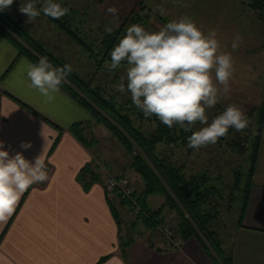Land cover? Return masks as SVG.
<instances>
[{
  "label": "crops",
  "instance_id": "0c3cea01",
  "mask_svg": "<svg viewBox=\"0 0 264 264\" xmlns=\"http://www.w3.org/2000/svg\"><path fill=\"white\" fill-rule=\"evenodd\" d=\"M249 11L247 0L201 4L202 31L215 30L220 45L226 46L223 51L239 66L249 52L264 46V26L258 30L259 18L253 10L252 20ZM237 34L243 46L233 50L228 46ZM19 55L16 44L0 31V141L10 154L23 151L28 160L43 154L48 179L32 185L13 215L0 221V264H214L197 237L183 240L182 249H171L160 239H132L112 194L107 199L105 185L85 189L78 176L94 155L70 127L88 118V112L61 86L52 99L31 88L25 65L33 61ZM21 142L32 146L22 150ZM122 242L129 244L127 253ZM230 250L233 264H264V129L254 185Z\"/></svg>",
  "mask_w": 264,
  "mask_h": 264
},
{
  "label": "trees",
  "instance_id": "16d2710c",
  "mask_svg": "<svg viewBox=\"0 0 264 264\" xmlns=\"http://www.w3.org/2000/svg\"><path fill=\"white\" fill-rule=\"evenodd\" d=\"M139 5L142 10L131 19L130 22L133 24H142L151 16V13H148L152 11L151 9L141 2ZM248 6L257 12L258 18L264 22V0H248ZM158 17L164 23L169 22L165 17L160 15ZM71 21V18L65 15L56 20V23L79 45L88 50L89 56L95 60L97 71L92 77H84L72 70L61 87L82 106L90 110L97 121L105 123L132 156L131 167L140 174L144 182L143 187L136 190L133 196L140 204L142 210L140 214L145 225L154 228L159 223H164L165 209H173L178 216L177 226L180 238L187 240L193 236L197 237L209 256L212 258L217 256L218 264H233L232 251H226L225 241L222 235H219L217 227L222 205L219 199L224 198L222 183L212 182L206 172L188 175L187 165L177 164L172 159L174 152H170L171 147L187 148L188 137L192 131L199 129L194 126L192 131H184L178 125L168 128L154 115L145 117L132 103L131 98L119 100L117 94L109 89V84H95L97 72L104 69V64L110 61V52L126 34V29L120 27L116 31L107 33L96 51L88 43L87 38L81 35V32L73 30ZM0 31L16 44L20 52L19 56L26 55L34 63L38 62L39 57L47 56L54 66L68 64L64 58L56 56L34 39L22 26V22L17 21L6 10L0 11ZM119 69L111 70L113 75L111 82L117 81ZM246 115L250 124L244 130L245 135L244 132L231 129L228 133L234 132V136L227 142V147L240 154L242 158L246 157L249 164L247 170L244 169V165H241L240 170L234 172L236 177L234 188L243 193V205L237 227L243 223L254 185L255 166L264 129V103L260 107L251 109ZM85 125L87 124L84 121L76 122L72 124L70 131L89 148L93 142L84 135ZM143 125H148V129ZM58 141L59 138L56 139L53 149ZM92 163L93 161L82 168L78 176L86 190H89L95 183L104 184L102 177L92 171ZM111 193L121 198L117 189L107 188L108 200H110ZM156 196L163 197L164 203L159 208L152 209L150 199ZM123 199L122 203L130 207V199ZM112 208L118 218L117 211L113 206ZM121 246L124 253H127L129 244L122 242Z\"/></svg>",
  "mask_w": 264,
  "mask_h": 264
},
{
  "label": "clouds",
  "instance_id": "9594fccd",
  "mask_svg": "<svg viewBox=\"0 0 264 264\" xmlns=\"http://www.w3.org/2000/svg\"><path fill=\"white\" fill-rule=\"evenodd\" d=\"M14 0H0V11L11 8ZM39 4V7L37 6ZM19 11L28 21L43 15L59 20L69 13L57 0H25ZM113 16L116 7L107 9ZM107 31L111 32V28ZM242 37L237 34L232 49L238 48ZM215 30L205 34L190 17L167 22L158 31L149 32L140 24H132L110 52V70L126 64V77L116 86L120 93H130L132 103L145 117L156 116L168 128L176 125L192 131L188 147L200 149L215 144L229 129L242 132L250 121L241 107L229 104L211 123L207 110L215 108L231 91L233 75L231 53L221 51ZM25 71L30 87L48 99L60 91L71 73V65L54 66L47 56L38 62H26ZM126 80V84H125ZM30 142H21L28 150ZM48 179L43 154L28 160L23 151L14 155L0 141V221L15 212L21 196L34 184Z\"/></svg>",
  "mask_w": 264,
  "mask_h": 264
},
{
  "label": "rangeland",
  "instance_id": "374dc122",
  "mask_svg": "<svg viewBox=\"0 0 264 264\" xmlns=\"http://www.w3.org/2000/svg\"><path fill=\"white\" fill-rule=\"evenodd\" d=\"M21 2H25V0H14L11 8L5 9L6 12L17 21L19 20L20 23L22 22V26L28 30L30 35L38 40L47 50L53 52L56 56L64 58L71 65L72 70L84 77H92L97 69L95 60L89 56L88 50L79 45L76 40L72 39L56 23V19L47 17L41 13L34 21H28L26 15L19 11ZM57 2L69 9V13L66 15L72 20L73 30L81 32V35L87 38L88 43L96 51L101 46L100 42L102 39L107 33H110L107 31L108 28H111V32H113L120 27L127 29L133 24L130 22L131 19L136 13H141L140 10H142L141 5H139L140 2L152 10L151 12L148 11V13H151V16L140 24L149 32L158 31L166 24L158 15L167 18L169 21L179 20L184 16L190 17L202 30L200 21L202 0H57ZM37 6L39 7V4ZM109 7L117 8L118 12L116 16H113L107 11ZM249 12L253 20V17H256L253 15L254 11ZM258 20L255 21V24H258L259 27L257 29L259 30L261 28L260 26L264 25L261 20ZM260 39L261 42L264 40H262V37ZM240 45L243 46L242 44ZM225 47V45L221 46L222 49L220 50H227ZM237 54L241 55V52ZM242 54V56H245V53ZM109 63L110 61H107L104 64V69L102 68L97 72L94 80L95 84H109V89L117 94L119 100L130 98V93L127 91L120 93L116 87L121 82V77H126L127 65L121 64L117 81L111 82L113 75L107 66ZM240 65L233 61L234 70L229 81L231 91L226 97L222 98L221 102L215 108L207 110L209 123H211L215 116L223 112L229 104L238 105L246 114L251 109L262 105L264 100V84L262 80L264 78V46L259 47L258 53L249 52ZM86 110L88 112V118L79 122L84 121L87 124L85 125L84 135L89 141L93 142L88 148L90 150L92 149L94 155L92 171H95L102 177L106 189L108 188L107 181L110 176L117 177L118 179H128L134 191L142 188L144 184L143 179L131 167L132 156L128 153L127 148L105 123L97 121L92 112L87 108ZM136 122L139 123L138 121ZM144 127L148 129L149 126L145 125ZM195 127L200 129L203 125L197 123ZM229 130L231 131V129ZM242 132L245 135V131ZM233 134L234 132L228 133L225 137H221L217 143L198 150L188 147L170 148V152H174L172 159L179 165H187L188 175H197L206 172L212 182L222 183L224 198L219 199L222 205L220 206L221 213L217 227L219 235H222L225 241L227 252L231 248L233 233L238 225L240 210L243 205V193L234 188L236 179L234 172L240 170L239 166L241 165H244L245 170L249 168L246 157L242 158L240 154L227 147V142L234 136ZM134 153L136 154V152ZM231 193L232 195H230ZM111 194L112 200L118 207L117 211L120 214L119 216L124 219L123 222L127 223L126 226L129 228H126V232L129 231V234H127L131 235L133 237L132 239L135 240L138 237H143L147 240L154 241L156 239L165 240L159 231L160 226L156 225L154 228H150L143 224L141 214L134 212L129 206L130 210H125L127 208L121 201L123 199L122 196L121 198L117 197L119 199L116 200V196L113 193ZM230 200L233 201L230 202ZM163 203L164 199L161 196L150 199L152 209L159 208ZM164 213V224L169 225L176 236L180 238L176 211L166 208ZM124 235L126 234L124 233ZM182 245L183 239L180 238L179 241L171 246L168 245V247H171V249H182ZM209 257L214 264L219 263L217 256L213 258L211 256Z\"/></svg>",
  "mask_w": 264,
  "mask_h": 264
},
{
  "label": "built area",
  "instance_id": "2783aa9c",
  "mask_svg": "<svg viewBox=\"0 0 264 264\" xmlns=\"http://www.w3.org/2000/svg\"><path fill=\"white\" fill-rule=\"evenodd\" d=\"M107 187L109 190H118L122 198L124 199H130L131 205L130 207L134 210V212L142 213L140 204L138 203V200L136 197L133 196L134 189L129 182L128 179H118L117 177L110 176V178L107 181ZM159 231L161 236L165 239L164 241L168 243V245H172L180 240L178 236L174 233V231L170 228L169 225H165L164 223H160L159 225ZM179 243V242H178Z\"/></svg>",
  "mask_w": 264,
  "mask_h": 264
}]
</instances>
